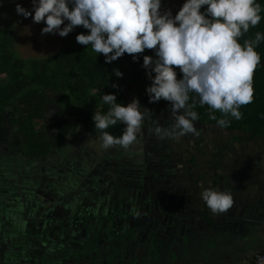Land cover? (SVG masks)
I'll list each match as a JSON object with an SVG mask.
<instances>
[{"label": "clouds", "instance_id": "9594fccd", "mask_svg": "<svg viewBox=\"0 0 264 264\" xmlns=\"http://www.w3.org/2000/svg\"><path fill=\"white\" fill-rule=\"evenodd\" d=\"M31 4V10L17 4L16 13L31 16L34 23L43 22L42 35L66 37L82 26L88 33L78 34L77 43L90 45L104 55L106 63L126 53L135 62L139 60L136 54L154 51L152 56L143 55L141 66L151 81L145 89L149 103L170 102L172 123L167 127L157 123L152 129L160 139L199 135L198 114L187 105L189 93L199 96L201 106H209V119L219 127L229 121L217 119L214 111L239 120L243 118L240 107L252 103L253 73L260 63L255 49L264 34L257 32L243 46L238 38L261 20L256 0H184L174 16L170 9L162 10V0H31ZM177 69L182 73L179 79ZM114 74L123 75L118 69ZM101 100L110 108L92 117L95 128L102 130L97 150L119 146L127 151L139 144L150 110L136 98L126 106L116 102L115 94H103ZM118 122L124 125L121 136L103 131ZM200 196L213 215L226 213L234 204L231 191L206 187Z\"/></svg>", "mask_w": 264, "mask_h": 264}, {"label": "trees", "instance_id": "16d2710c", "mask_svg": "<svg viewBox=\"0 0 264 264\" xmlns=\"http://www.w3.org/2000/svg\"><path fill=\"white\" fill-rule=\"evenodd\" d=\"M256 2L261 6V20L259 24L250 27L247 33H243L238 38V42L242 46L245 40L254 39L257 32L264 34V0H256ZM203 10L202 8L201 11ZM14 27L12 19L8 24L0 27V76L4 75L7 78V83L0 87V143H6V147L10 148L11 145L8 144L10 140H13L15 145L21 147L30 159H47L60 146L61 139H73V135H78L77 140L82 141L90 138L89 142L91 141L93 147L97 148L98 137L102 130L95 128L92 117L95 112L106 114L109 111L110 106L102 102L101 95L115 94L117 103H123L126 106L133 98H136L143 108L150 110L151 114L143 124L147 129L138 137L139 142L143 140L141 147L145 152L156 148V151L162 153L161 157L169 161L171 155L167 154L166 151H182L183 145L179 147L177 140L160 139L152 132L157 123L164 127L172 123L170 102L161 99L159 102L149 103L145 92L146 86L150 85L151 81L146 76V70L141 66L143 55L152 56L154 53L145 50L143 54H136L139 56V60L135 62L132 56L126 53L117 60L106 63L104 55L94 52L90 45L77 43L76 36L80 33L87 34L88 30L82 26H76L72 33V39L56 54L47 58L24 59L17 55L15 50ZM255 50L260 55V63L253 73L254 95L252 103L240 107L239 111L243 114L242 119L236 120L231 116L223 117L216 110L213 114L217 119L225 118L229 121L226 127H219L216 120L209 119V112L212 110L208 105H200L199 96L195 92L189 93L190 98L187 102L190 110L196 111L198 114L195 126L204 127L206 131L209 129L219 134L215 135L217 143L213 139L210 141L207 138L206 134L209 136L212 133H206L204 136L203 133L199 132L197 141H193V143L187 138L191 134L183 136L190 147L189 150L196 152L187 160V163H193L194 155L198 152L205 156L208 152L215 150L210 166L212 170L210 187L231 191L234 198L233 207L229 211L213 215L202 201L201 196L192 193L193 189L189 192L182 190L176 192L182 199L184 196L189 197V199L180 202L184 204L180 205L182 211H186L184 215L189 214L198 217L197 220L190 222L192 225L189 227L192 228L191 232H209L213 234L211 237L213 243L216 240L218 226L222 227L225 224L227 231H232L230 223L233 221L232 212L234 209L240 207L243 213L246 210V212L252 210L248 202L246 203L247 209H245V204L241 207L239 206L240 202L236 200L239 196L238 193H241L242 196L250 194L246 183H239L237 180L230 182V185L225 183H228L227 181L230 179L229 173L231 178L236 177L239 173L238 170L234 171V169L237 165L235 160L241 150V145L256 141L264 136V39L260 41ZM115 69L123 74L122 77L115 76ZM181 76L182 73L177 69V78L179 79ZM113 85L117 87H113ZM203 124L207 126H203ZM103 131H108L114 137H119L124 131V125L118 122ZM171 141L175 147L169 146ZM209 141L210 143H208ZM138 145L129 150L138 147ZM110 150L113 151L115 160H121L126 151L119 146ZM223 156L228 158V164L221 159ZM228 165L233 167L232 172L235 174L232 175V172L227 171V177L223 178L224 182H222L221 173L225 171L224 168ZM181 170L186 171L185 166H182ZM166 172L164 170L160 174H166ZM246 173L249 174L247 171L241 170L240 176L243 180L249 178ZM205 175L206 173L199 175L196 182L204 181ZM161 181L162 177L155 174V176L151 175L144 179L142 184L139 182L138 185L141 187L140 191L143 190L144 195L146 190L143 183L152 186L155 182ZM115 189L118 192L120 188L116 187ZM165 189H170V186L165 187ZM167 195L168 193H158L156 200L171 206L173 198L171 196L169 200ZM158 209L161 212L160 216L166 215L165 217H168L164 223L166 232L174 229V232H180V227L174 225V222L178 218L175 215H182V211L176 206L168 208L165 213L163 212L165 211L164 208L158 207ZM154 214L157 216L156 211ZM138 217L135 214L128 216L131 224L129 230L141 224V218ZM217 220H224L225 222L220 221L222 225H217ZM159 224L164 225L163 223ZM80 255L79 252L77 256Z\"/></svg>", "mask_w": 264, "mask_h": 264}, {"label": "rangeland", "instance_id": "374dc122", "mask_svg": "<svg viewBox=\"0 0 264 264\" xmlns=\"http://www.w3.org/2000/svg\"><path fill=\"white\" fill-rule=\"evenodd\" d=\"M183 2L184 0H162V10L170 9L174 16ZM17 4L29 10L32 8L31 0H0V27L8 24L10 19L13 20L15 50L21 58H47L56 54L72 39L73 31L66 37H60L58 34L42 35L41 30L46 25L43 22L34 23L31 16L24 18L18 15L16 13ZM146 51L154 53L153 50L146 49ZM6 83L7 78L1 75L0 87ZM196 128L204 136L206 133H212L209 136L206 134L207 138L210 141L213 139L217 143L215 135H219L218 133L209 129L206 131L204 127L200 126H196ZM73 136V139H68L66 142L61 139L57 151L51 153L49 161H45V163L48 161V171L45 170L46 168L43 169L39 166L40 162H34L33 159L24 162L25 158H23L19 162L16 160V162L15 157L17 154H11L12 158L10 156H0V164L6 165L4 170H0V224L1 222L6 223V225L0 227V264H48L47 260L51 257L63 258L62 264H75L77 262L76 257H79L76 255L77 248H72L70 254L67 252L58 254L60 251L52 247L53 244H50V234H46V228L47 230L52 229L54 233L55 229L53 228L59 223V215L53 220H50L52 215H47L52 210L53 204L50 201L58 197V191H61L63 197L61 200L66 204V212L68 214H78L77 224L80 228L70 233H72L71 235L75 240L80 242L81 255L84 254L87 247L88 252L93 250L91 247L97 241H101L100 235L103 236L112 231V237L113 235L115 237L110 240V245L113 249L115 261L122 264H131L129 254L135 249L130 248L128 237L125 235L126 232L124 234L123 232L129 229L128 216L133 214L139 216L137 208L141 202H144L146 212L151 213L154 210L157 214V216L151 218L152 221L146 222L144 225L154 224L156 226V223L164 224L168 218L160 216L161 212L158 207L164 208V213L172 206H176L182 211L180 205L184 204L180 202L189 199V197L184 196L182 199L176 194L178 190L189 192L193 189L192 193L194 195H200L203 188L211 186L212 170L210 166L215 150L208 152L205 156L198 152L194 155V162L188 164L187 160L196 152L189 150L190 147L183 137L177 140V143L179 147L183 145L181 152H186L166 151L167 154L171 155L169 162L161 157L162 153L156 151V148L146 152L143 148L139 152L127 151L124 153L125 157L121 160H115L113 151H96V148L91 145L74 142L78 135ZM187 138L188 141L193 143V141H197L198 137L191 134ZM169 146L175 147L173 141L169 143ZM205 148L207 149V147ZM221 159L228 164L226 156ZM182 166H185L186 171L181 170ZM224 169L225 171L221 173L222 182H224L223 178L227 177V171L232 172L233 167L228 165ZM164 170L167 171L166 174H160ZM235 170H238V168H235ZM205 173L204 181L196 182L197 177ZM155 174L162 177V181L155 182L152 186L143 183L146 190L143 195V190L140 191L141 187L138 185L139 182L142 184L144 179L151 175L155 176ZM233 174L235 173L232 172ZM230 175L229 173L230 179L225 184L230 185V182L236 180V177L231 178ZM167 186H170V189H165ZM116 187L120 188L118 192L115 189ZM161 192L163 194L170 192L176 195V198L175 195H172L173 205L169 206L161 201H156L158 193ZM40 199L45 200L42 202ZM34 200L37 202H33ZM243 201L248 202L249 205L251 204L249 197H245ZM49 203H51V206ZM7 211L17 213L11 218L10 216H3ZM185 212L182 211V215ZM35 220H37V226L43 228L40 231H36V228H34ZM219 221L225 222L224 220H217V225H220ZM11 223L15 224V227ZM100 224L103 226L98 230L99 236H95L97 232H95V228ZM230 226L233 227L231 223ZM218 228L224 241L223 245L221 244L219 247L227 248V243H231L234 232L227 231L226 226H219ZM64 230L62 232L59 230V234L65 235L63 232H66L67 229ZM162 234L165 238L170 237V235L167 236L163 232ZM210 235L213 236L211 233ZM172 237L173 234L169 239L172 240ZM68 238L71 239L69 236ZM54 251L58 255L55 256ZM135 251L138 254L137 256H140L139 252ZM112 257L109 250V259L111 260ZM86 260L93 262V259L90 258Z\"/></svg>", "mask_w": 264, "mask_h": 264}, {"label": "crops", "instance_id": "0c3cea01", "mask_svg": "<svg viewBox=\"0 0 264 264\" xmlns=\"http://www.w3.org/2000/svg\"><path fill=\"white\" fill-rule=\"evenodd\" d=\"M240 149L235 160L237 163L235 168H238L239 171L236 180L239 183H246L250 194L242 196L241 193H238L239 196L236 200L240 202L239 206L242 207L245 204V209H247V202L243 200L245 197H249L251 201L249 206L254 211L246 212V210L243 213L240 207L233 210L234 217L233 222H231L233 225L231 230L234 232V236H232L231 243H227L228 247H219L224 242L219 228L213 243L211 238L213 236L209 232H191L192 228L189 227L192 225L190 222L197 220V216L175 215L178 218L174 225L180 227V232H174V229L167 233L165 224L160 225L158 223L159 231L149 232L139 239L137 237V244L133 249L137 250L140 256H137L135 250L132 252L129 250L131 264H253L256 253L261 252L264 248V136L256 141L241 145ZM241 170L247 171L249 174H246L249 178L243 180L240 176ZM177 222L179 224H176ZM219 224L222 225L220 221ZM102 226L100 224L95 228V232L97 231L95 236H99L98 230ZM162 231L170 237L173 234L172 240L169 239L170 237L165 238ZM100 236L101 241H97L91 247L93 250L88 252L87 247L83 255L76 257L77 262L75 264H117L110 245V240L115 235L113 237L112 234ZM129 236L127 237L129 238ZM130 239L135 240V237H130ZM109 250L113 256L111 260L109 259ZM89 258L93 259V262L86 260ZM47 261L48 264L63 263L60 257H51Z\"/></svg>", "mask_w": 264, "mask_h": 264}, {"label": "flooded vegetation", "instance_id": "af4514ba", "mask_svg": "<svg viewBox=\"0 0 264 264\" xmlns=\"http://www.w3.org/2000/svg\"><path fill=\"white\" fill-rule=\"evenodd\" d=\"M143 127L144 128H143L142 132H144L145 129H147L146 126H143ZM77 139L78 138H76V142H82V143L88 144L89 146L90 145L93 146V144H91L92 142L91 141L89 142L90 138L89 139L88 138L85 139V141H82L80 139L77 140ZM64 140H65L64 142H66V140H68V139L65 138ZM8 145H11V147L10 148L6 147L7 146L6 143L5 144L0 143V156H2V157L3 156H7V157L10 156L11 157V154L12 155L13 154H17V156L15 157V161L17 160L18 162H19V160H21L23 158H25L24 162H26L28 159H30V157H28L25 154V152L21 149V147H19L18 145H15V142L13 140H10V143ZM141 146H143V140H141L139 142L138 147L132 148L131 150H127V151H138L139 152L141 150V148H142ZM69 149H70V147L68 148V150ZM95 150L97 151V148ZM54 151H57V149H55ZM127 151H125V152H127ZM50 157H51V155L49 157H47V159H39V158H34V159L31 158V159H33L34 162H36V161L40 162L39 166H41L43 169L46 168L45 170L48 171L49 170V165H48L47 162L49 161L48 159ZM124 157H125V155H124ZM18 158H20V159H18ZM46 160H48V161L45 163ZM5 166L6 165H1L0 164V170H4ZM37 169H38V166H37ZM170 192H168L169 200H170V197L172 196V193H170ZM57 193L59 194L58 197L54 198V199H51V201H50L53 204L52 208H51L52 210H51L50 214H47V215H52V217H50V220H53L57 215H59L60 216L58 218L59 219V223H58V225L54 226V228H53V229H55L54 233H53L52 229H48L47 230V228H46V231H47L46 234H50V236H49L51 238L50 239V241H51L50 244H53L52 247L57 248V250L60 251L58 254H61L63 252H67L68 254H70V251H71L72 248H77L76 255H79L80 246H81L80 242L75 240V238L71 235L72 233H70L73 230H76L78 228V224H77L78 214H75V213L68 214L66 212V204H65V202L63 200H61V198H63L62 195H61V191H58ZM44 200L45 199H43L41 201L43 202ZM156 201L160 202V200H156ZM33 202L36 203L37 201L34 200ZM49 204L51 206V203H49ZM117 204H116V206H117ZM171 205H173V204L171 203ZM3 206H5V205H3ZM5 207H8V206H5ZM144 209H145V204H143V203L141 204L140 203L139 207L137 208V213L140 216L139 218H141V224L138 227H135L134 229H131V230L127 229V231L123 232V234L126 232V234H125L126 236L130 235L129 238H128V242H129L130 248H134L136 246L137 237L139 239L144 234L152 232L153 230L154 231L159 230L157 224H156V226H154V224L153 225L151 224L149 226H145L144 225L146 222L152 221L151 218L155 217V214H154L155 211L154 210H153V212L150 213V212H146ZM16 213L17 212L13 213L11 211L10 212L7 211L3 216H7V217L10 216V218H11V217H14L16 215ZM35 213H37V212L35 211ZM115 213H117V212H115ZM151 215H153V216H151ZM1 225L2 226L6 225V223L1 222L0 227H2ZM11 225L15 227V224L11 223ZM130 225L131 224L129 223V226ZM29 227H31V226H29ZM34 228H36V231H40L41 229H43V228H40V227L37 226V220H35ZM79 228H78V230H79ZM64 229H67L66 232H63V234H65V235H62V234L60 235L59 233L62 232ZM59 230H60V232H59ZM109 234H112V231H109ZM68 236L71 239H69ZM130 237H135V240H131ZM33 238H35V237H33ZM138 242H139V240H138ZM67 243H68V245H67ZM54 253H55V255H58L55 251H54ZM60 259H62V261H63V258H60Z\"/></svg>", "mask_w": 264, "mask_h": 264}, {"label": "built area", "instance_id": "2783aa9c", "mask_svg": "<svg viewBox=\"0 0 264 264\" xmlns=\"http://www.w3.org/2000/svg\"><path fill=\"white\" fill-rule=\"evenodd\" d=\"M253 264H264V248L255 255Z\"/></svg>", "mask_w": 264, "mask_h": 264}, {"label": "water", "instance_id": "95a60500", "mask_svg": "<svg viewBox=\"0 0 264 264\" xmlns=\"http://www.w3.org/2000/svg\"><path fill=\"white\" fill-rule=\"evenodd\" d=\"M117 264H122L121 262H116Z\"/></svg>", "mask_w": 264, "mask_h": 264}]
</instances>
